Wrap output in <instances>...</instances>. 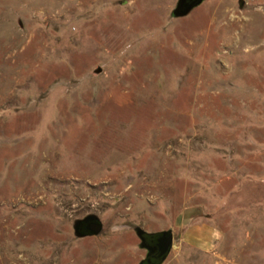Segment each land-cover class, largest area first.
<instances>
[{
	"label": "rangeland",
	"instance_id": "1",
	"mask_svg": "<svg viewBox=\"0 0 264 264\" xmlns=\"http://www.w3.org/2000/svg\"><path fill=\"white\" fill-rule=\"evenodd\" d=\"M176 1L0 0V264H264V0Z\"/></svg>",
	"mask_w": 264,
	"mask_h": 264
},
{
	"label": "water",
	"instance_id": "2",
	"mask_svg": "<svg viewBox=\"0 0 264 264\" xmlns=\"http://www.w3.org/2000/svg\"><path fill=\"white\" fill-rule=\"evenodd\" d=\"M203 1L204 0H177L171 11V16H186ZM102 228V222L95 214H88L83 218L75 219L73 222L74 235L77 237L98 235L101 233ZM135 232L140 239V248L158 251L154 260L148 259L145 261V258H142L139 264H161L173 246L174 238L172 230L147 232L140 227H136ZM148 237H151V240H149ZM148 255L147 253L146 256Z\"/></svg>",
	"mask_w": 264,
	"mask_h": 264
},
{
	"label": "crops",
	"instance_id": "3",
	"mask_svg": "<svg viewBox=\"0 0 264 264\" xmlns=\"http://www.w3.org/2000/svg\"><path fill=\"white\" fill-rule=\"evenodd\" d=\"M186 213V217L183 219L184 222H182L187 225L193 218V212L191 213L188 210ZM219 236V231L208 224L197 225L192 223L182 230L179 240L201 249H209Z\"/></svg>",
	"mask_w": 264,
	"mask_h": 264
},
{
	"label": "flooded vegetation",
	"instance_id": "4",
	"mask_svg": "<svg viewBox=\"0 0 264 264\" xmlns=\"http://www.w3.org/2000/svg\"><path fill=\"white\" fill-rule=\"evenodd\" d=\"M148 239L151 240V237H148ZM147 253L149 254L148 256H146ZM157 253V250H145V256L143 258H145V261H147L148 259L154 260Z\"/></svg>",
	"mask_w": 264,
	"mask_h": 264
}]
</instances>
